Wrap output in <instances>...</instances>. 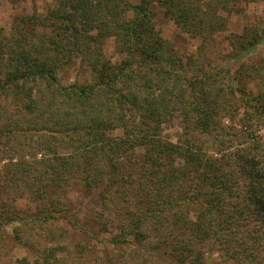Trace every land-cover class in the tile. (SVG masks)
Returning a JSON list of instances; mask_svg holds the SVG:
<instances>
[{
    "label": "trees",
    "instance_id": "trees-1",
    "mask_svg": "<svg viewBox=\"0 0 264 264\" xmlns=\"http://www.w3.org/2000/svg\"><path fill=\"white\" fill-rule=\"evenodd\" d=\"M237 1L56 0L39 20L46 31L36 43L28 42L33 49L25 47V37L12 45L0 40V57L7 54L0 68V111L8 114L0 116V134L37 133L32 154L42 150L39 161L51 185L77 183L87 197L99 187L102 208L122 216L112 243L129 234L147 239L149 222L155 236L151 251L175 264H203L197 243L233 242L221 257L235 264L260 259L251 242L264 232V149L253 121L264 117V92L253 93L247 84L264 78V63H241L234 74L224 65L206 69L198 58L182 57L153 23L157 4L203 45L225 28L221 11H237ZM233 36L232 58L242 59L264 41V29L245 27ZM107 37L123 54L118 62L101 49ZM74 55L89 65L91 82L59 81L58 72ZM7 99L9 109L1 103ZM175 117L180 131L172 141L161 135L160 125ZM117 127L122 133L111 135ZM46 187L35 188L36 195L50 200V218L59 219L53 215L54 189L45 196ZM45 216L34 214L32 220ZM15 218L26 217L0 212V224ZM72 220L80 228L82 222ZM249 224L259 233L236 231Z\"/></svg>",
    "mask_w": 264,
    "mask_h": 264
},
{
    "label": "rangeland",
    "instance_id": "rangeland-1",
    "mask_svg": "<svg viewBox=\"0 0 264 264\" xmlns=\"http://www.w3.org/2000/svg\"><path fill=\"white\" fill-rule=\"evenodd\" d=\"M55 3L56 0H0V40L12 45L15 39L25 37L27 41L25 47L28 50L33 49V44L30 48L28 42H37L38 34L41 30H45L39 25L40 17L45 15L47 9ZM234 6L238 7L237 11H221L226 19L225 28L215 32L203 45L200 37H192L184 32L164 15L157 4L152 5L153 23L162 38L171 43L182 57L198 58L203 63V67L209 70H211L210 67L224 65L230 69V74H234L240 68L241 63L243 65L244 63L248 65L264 63V41L258 45L256 51L242 59L232 58L235 51L230 45V39L234 38L233 35L242 33L245 27H254L259 32L263 31L264 0H238ZM24 19L27 21L25 22ZM27 22L29 24L26 25ZM47 32L49 33L48 29ZM101 49L112 62H118L123 58L113 37L105 38ZM1 55L0 68H3L7 54L3 52ZM70 62L67 68L60 69L58 72V79L61 83L73 80L81 83L92 81L93 76L89 65L81 62L76 55L72 56ZM243 79L248 81L245 76ZM247 89L253 93L264 92V78L255 76L249 80ZM1 103L9 109L8 99L1 100ZM235 115L242 116V113ZM0 116H8L7 111H0ZM177 119L175 117L170 122L161 123V135L175 141V135L180 131ZM223 122L231 123L228 118H224ZM233 123L238 127L236 120ZM253 124L264 149V117L260 116V120L259 118L254 120ZM21 131L24 130L21 129ZM109 133L113 136L120 135L122 129L117 127ZM37 140H39L37 133L0 134V189H6L0 190V212L7 210L18 216L26 217L23 220L15 218L0 224V264H18L21 260L28 264H175L174 261H167L151 251L155 236L149 222H146L144 226L148 234L147 239L140 240L133 234H129L125 241L112 243L113 238L120 234L118 225H120L119 221L122 216L102 208L101 200L97 198L99 187L87 197L77 183L68 187L64 181L58 185V180H55L51 185L48 181L50 173L45 171V164L39 161L41 157H44L42 150L38 149L35 155L32 154ZM239 142L236 141L234 144ZM29 143L33 144L29 145ZM138 150L143 151L142 148ZM44 152L48 151L44 150ZM46 185V192H43L45 196H48L49 191L54 189L57 208L53 211V215L59 219L50 218V200L36 195L35 188ZM239 186L241 187L242 184ZM63 203L68 209L66 212L61 210L62 205L60 204ZM43 204L45 208H42ZM97 212H100L101 216L96 219ZM34 214L39 216L45 214L46 216L36 222L32 220ZM63 215L65 218L62 219ZM189 215L193 218V213ZM76 218L82 222L79 224L80 228L72 220ZM102 223L105 224L102 225ZM81 227H86L88 230ZM252 229L258 231V226L249 224L236 231L246 236ZM233 246H236L233 242L219 246L207 243L195 245L203 252L205 260L203 264H235L236 262L226 254V260L221 257V254L224 255L225 247ZM257 246L260 249V259L258 258L255 264H264L263 231L260 232L258 240L251 242L252 251ZM25 262L22 263L25 264Z\"/></svg>",
    "mask_w": 264,
    "mask_h": 264
}]
</instances>
